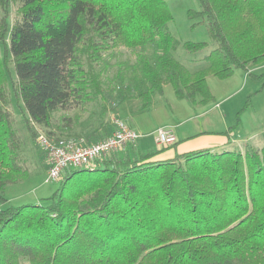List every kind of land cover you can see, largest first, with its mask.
<instances>
[{
    "label": "trees",
    "instance_id": "obj_1",
    "mask_svg": "<svg viewBox=\"0 0 264 264\" xmlns=\"http://www.w3.org/2000/svg\"><path fill=\"white\" fill-rule=\"evenodd\" d=\"M198 3L188 17L214 47L193 71L172 51L208 44L176 41L163 0H0V264H264V147L251 144L172 157L128 145L65 170L47 205L1 207L6 185L26 175L12 101L32 140L34 126L50 137L54 112L94 103L96 128H64L92 144L111 134L127 100L147 112L170 85L195 108L214 101L208 76L264 66V0ZM123 52L135 61L104 76ZM247 74L264 87V72Z\"/></svg>",
    "mask_w": 264,
    "mask_h": 264
},
{
    "label": "rangeland",
    "instance_id": "obj_2",
    "mask_svg": "<svg viewBox=\"0 0 264 264\" xmlns=\"http://www.w3.org/2000/svg\"><path fill=\"white\" fill-rule=\"evenodd\" d=\"M163 1L172 15V21L168 23L167 30L176 41L179 43L191 41L208 44L206 49L197 53H188L181 46H178L172 51L173 57L193 71L202 69L205 65L204 58L213 49L214 42L204 25L194 28L192 27V22L197 20L192 21L188 17L190 10H199L198 0ZM1 15L2 12L0 10V23ZM13 15L12 10L8 22L12 20ZM134 61L135 57L128 52L117 54L115 58L108 59L107 63L110 66L104 76L106 75L110 78L116 76L119 67L123 68V64L133 63ZM251 70H253L251 73L258 75L264 72V66L250 67L248 72ZM248 72L245 73L240 69L235 70L233 76L229 79H218L212 75L208 76L207 84L215 102L213 101L206 105L196 108L191 107L186 101L177 99L172 87L167 85L164 87L163 95L155 98L154 107L150 112H140L139 101L127 100L115 109L113 115L123 120L127 125L141 123L149 130L153 127L175 130L176 125L191 120L190 124L194 127V130L198 129V133L203 132V135L196 137L195 141L201 145V149H210L220 140L222 142L227 141V135H215L214 133L220 132L222 128L226 130L228 127H233L229 132V139L232 144L227 147L228 150H242L245 144H251L260 149L264 147V87L261 89V82L248 75ZM248 98V106L241 111ZM96 110L94 103H91L79 109L73 108L68 111L54 112L50 137L47 136L45 129L40 126H34L36 137L32 140L22 123L15 101H12L10 111L14 127L17 129L22 141L21 160L26 175L18 182L6 185L4 196L8 202L1 205V207L8 205L17 207L25 204L47 205L49 203L48 198L56 190L60 179L58 181H49L47 179V162L45 153L38 144V138L44 136L50 140L80 139L75 137L74 132L72 136L68 137V130L64 129L66 124L70 125L68 122L73 121L75 124L70 125V127L73 126L75 132L88 133L98 126L99 121L97 122L96 116L92 115ZM239 111H241L239 114L240 122L235 126ZM57 126H60L59 130L63 132L62 134L58 131ZM209 140H213L214 144L211 145L212 142ZM140 145L137 149L141 151L158 149L150 139H141ZM180 148H177L178 152H180ZM182 149L184 151L185 147H182ZM222 150L226 149L223 148ZM170 151L172 149L166 150L165 153Z\"/></svg>",
    "mask_w": 264,
    "mask_h": 264
},
{
    "label": "built area",
    "instance_id": "obj_3",
    "mask_svg": "<svg viewBox=\"0 0 264 264\" xmlns=\"http://www.w3.org/2000/svg\"><path fill=\"white\" fill-rule=\"evenodd\" d=\"M111 123V134L92 144H85L82 138L50 140L40 136L38 144L45 153L47 179L58 181L67 169L92 167L96 162L135 144L139 136L133 129L117 118H112ZM175 143L176 136L172 130L163 128L156 132L158 147H169Z\"/></svg>",
    "mask_w": 264,
    "mask_h": 264
},
{
    "label": "crops",
    "instance_id": "obj_4",
    "mask_svg": "<svg viewBox=\"0 0 264 264\" xmlns=\"http://www.w3.org/2000/svg\"><path fill=\"white\" fill-rule=\"evenodd\" d=\"M253 70L249 71L252 72ZM207 81H208V78H207ZM129 101H138V100H129ZM215 102V100H214ZM154 107V104L152 105V107L146 112H150L151 109H153ZM198 107V106H197ZM196 108V107H195ZM216 108H217V104H216ZM113 115V114H112ZM111 115V116H112ZM113 117L115 118H118L116 117L115 115H113ZM189 122H185V123H182V124H179V125H176V129L173 130L171 128H168L170 130L173 131V133L175 134L176 136V143L172 146H169V147H166L168 149H172V151H170L169 153H165L164 152V156L166 157H172L173 155H175L176 153L177 154H181V153H185V152H189V151H193V150H198L201 149V145L198 143H196V137H198L199 135H203V132L201 133H198V129H196V131L194 130V127L190 124V122H192L191 120H187ZM131 129H133L137 134H138V139L136 140L135 144H134V147L137 149L139 148L141 145V139H150L151 141H153L154 145L156 147H158L156 145V131L159 130L158 128L159 127H153L151 130H149L148 128H145V126H143V124L141 123H132L131 125H128ZM193 128V129H192ZM221 131L218 132V133H214L215 135H218V134H222L224 131L223 128L220 129ZM224 130V131H222ZM204 134H209V133H204ZM230 138V137H229ZM227 137V139L229 140V145L232 144L231 143V140ZM208 139V138H206ZM228 140L227 141H218L216 144H214L213 140H209L210 142H212L211 145L215 146V147H211L210 150H220L222 148H225V147H228ZM222 142V143H221ZM221 144V145H220ZM180 148V152L177 151V148ZM182 147H185L184 151H182ZM167 149V150H168ZM139 150V149H137ZM141 151V150H140ZM149 151V150H147Z\"/></svg>",
    "mask_w": 264,
    "mask_h": 264
}]
</instances>
